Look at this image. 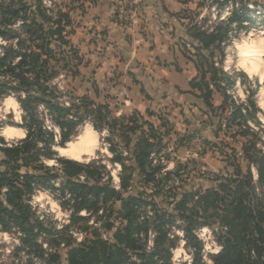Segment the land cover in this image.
I'll return each instance as SVG.
<instances>
[{"label": "trees", "instance_id": "1", "mask_svg": "<svg viewBox=\"0 0 264 264\" xmlns=\"http://www.w3.org/2000/svg\"><path fill=\"white\" fill-rule=\"evenodd\" d=\"M78 1L62 8L56 0H0V101L15 100L21 111L16 127L25 132L23 139L11 143L0 137L1 230L14 232L25 249L37 247L29 202L38 190H47L71 218L103 222L98 229L86 227L91 237L82 244L64 245L65 264H172V251L179 243L173 228L182 232L191 264H204L203 244L195 234L203 227L221 247L213 264H264V139L255 130L261 124L254 115L259 111V85L255 81L257 88L245 91L247 99L238 102L223 82L226 73L214 63V51L224 57L233 28H246L256 19L264 23V4L257 3L264 0L253 3L260 11L252 10L249 0H214L218 19L213 25L206 19L197 21L202 4L194 13L189 11L190 16L180 17L188 21V39L181 46L197 52L183 53L197 72L190 89L198 92L211 121L213 113H219L214 123L218 132L224 123L228 129L237 127L231 138L238 148L218 142L225 150H219V156L231 171L212 175V185L205 190L183 182L180 163L176 172H163L159 155L171 148L173 133L167 118L155 116L160 125L154 126L137 113L116 117L107 104L77 96L69 88L67 83L80 77L82 62L69 40L71 12ZM228 5L229 14L221 19ZM214 93L223 98L217 108L212 104ZM86 121L106 136L102 141L109 161L120 167L117 189L99 161L80 163L57 156L55 147H63ZM210 142L203 140L205 146H217ZM50 161L52 166L46 164ZM100 229L112 232L111 239L104 240ZM47 264H61L60 255H49Z\"/></svg>", "mask_w": 264, "mask_h": 264}, {"label": "rangeland", "instance_id": "2", "mask_svg": "<svg viewBox=\"0 0 264 264\" xmlns=\"http://www.w3.org/2000/svg\"><path fill=\"white\" fill-rule=\"evenodd\" d=\"M71 1L56 0V3H61V7L63 8L64 6L70 7L73 5ZM82 1L84 2V0ZM88 1L85 0V2ZM187 1L189 3L188 8L182 13V17L190 16L191 13L189 11L193 12L198 4H202L201 9L197 10L199 14L197 21L206 19V21H209L207 25H213L217 21V9L214 0ZM249 1H251L249 3L251 9L255 10L256 8H254L255 5L253 6V3L257 0ZM81 2L79 0L77 6L80 3V6L83 7L84 4H81ZM257 3H259L258 5L264 4L259 1ZM77 6V10L83 11L84 8L80 9ZM228 7V9L223 10L220 14L221 19L228 16L230 5ZM256 10L260 11L261 9ZM262 18H264V12ZM187 23L188 21L185 20V25ZM75 28L74 25L72 35L69 39L73 47L75 46L73 45L72 39L75 33L76 36L82 33L80 30L76 32ZM84 29H89V27ZM185 29L186 27L180 29L179 33ZM87 31L89 32V30ZM79 37L81 36L78 35L76 39L74 38L75 43L79 42ZM230 40V43H227L224 47L223 58H220L219 51H214L215 66L219 71L226 73V80L223 82L225 85L231 87H227L228 94L238 102L245 101L247 99V93L245 91L254 90L256 87L255 81L258 82L259 87H256L257 93L255 95V101L259 111L254 115L259 120L261 126L256 127L255 130L264 139V106H262L264 105V23L256 19L255 23H251L246 28H233ZM75 49L78 48L75 47ZM178 49L181 54L189 53L192 56L197 54L189 46L186 48H179L178 46ZM77 52L82 60L79 66L80 77L73 82H68L67 85L69 88L73 90L75 95H86L95 103L102 104L105 100H110L109 106L112 113L116 117L124 115L119 110H122L124 106L122 101L125 100V97L118 96L115 98L105 96V91L103 93L100 89L108 79L93 76V64L90 65V60L84 57L79 49ZM179 78L181 79L180 85L184 84V77ZM114 79L116 80V78ZM111 81L112 79L109 78L108 82L111 83ZM185 87H187L186 83ZM157 92L155 95H152V103L155 106H153V109L151 108L152 110H149L156 113L155 115L157 117H162L163 119L168 118L173 129V133L170 135L172 139L170 147L174 150V161L170 158L167 160L166 172H176L177 164L180 163L184 166V169L180 170L179 174L187 186L192 185L195 189L202 188V190L209 188L212 184L206 178L211 179L212 173L230 171V168H225L226 164L223 162L222 157L219 156V150H225L218 142L225 141L232 147L238 148L233 143V138H231L235 135L237 127L231 126L228 129L224 123L222 130L218 132L216 125L219 120L216 117L219 113H213L214 119L211 121L205 114L207 109L196 95L181 94L178 89H175L172 93L165 90H157ZM195 93L198 94L197 92ZM145 96L148 97L147 95ZM13 100L12 97H7L0 101V137L4 138L7 143H11L22 137L21 132L15 131L18 129L16 125L21 123V111L18 104H15ZM212 103L217 108L221 103V97L215 94L212 98ZM251 117H253V113ZM251 121L253 125V120ZM158 125L160 124L158 123ZM217 132L219 138L215 140L213 136ZM105 137L104 134H100L93 129L90 121H86L75 136L66 142L63 147L57 145L55 151L58 157L69 158L80 163H89L93 159L99 161L105 167L108 175L117 183L119 181L120 167L109 161L111 155L106 150L105 142L103 143L102 141V138ZM204 138L217 146H205L203 144ZM58 139L59 137L57 135L56 142ZM237 141L242 142L240 139H237ZM89 144L91 145L89 146ZM70 147H73V149L69 150ZM46 164L52 166L54 162L51 161ZM187 186H184V189H188ZM31 206L35 215L34 224L37 225L36 231H38L36 238L37 247L31 248L30 250L23 248L14 232L1 230L0 227V264H47L49 255L55 253L60 255L61 264H65L66 248L64 245L68 242L72 245L82 244L86 238L91 237V229L86 230V227L98 229L103 223L97 221L95 217L89 221H80L71 218L69 212L60 208L52 194L45 190L37 191L31 200ZM115 208H118L117 204ZM67 215L69 216L68 220ZM80 216H85V213L82 212ZM39 228H41V231H39ZM99 232L103 238L111 239L112 232L108 233L103 229H100ZM197 233L203 244L201 261L204 264H213L212 257L218 253L219 246L215 243L211 231L207 228H203ZM171 263H192L191 252L185 249L184 243L181 241H179L177 247L172 251Z\"/></svg>", "mask_w": 264, "mask_h": 264}, {"label": "crops", "instance_id": "3", "mask_svg": "<svg viewBox=\"0 0 264 264\" xmlns=\"http://www.w3.org/2000/svg\"><path fill=\"white\" fill-rule=\"evenodd\" d=\"M139 1L140 8L133 25L126 29L113 22L114 0L85 2L83 11L74 9L71 12L75 31L84 32L78 34L82 37H79L78 43L74 41L78 37L75 33L72 42L90 60V65L93 64V76L107 78L108 81L109 78L112 79L111 83L104 82L101 92L105 91V96L125 97L122 101L124 106L119 110L120 113L123 112L122 116L137 113L145 121L157 126L159 122L155 117L156 113L149 110L155 106L152 95L158 93L157 90L172 93L178 89L181 94L199 96L195 93L197 91L193 92L189 87V83L197 77L194 65L178 49V46L182 47V41L188 39L187 28L183 33H179V30L186 27L180 14L187 10L189 3L187 0ZM88 27L89 29H84ZM179 77H184V84L180 85ZM215 94L218 93H214L212 98ZM218 95L221 103L217 107L223 102L222 96ZM102 104L109 106L110 100H105ZM148 113L152 116H148ZM15 131L22 134L18 140L25 137L23 129ZM206 179L210 182V178Z\"/></svg>", "mask_w": 264, "mask_h": 264}, {"label": "built area", "instance_id": "4", "mask_svg": "<svg viewBox=\"0 0 264 264\" xmlns=\"http://www.w3.org/2000/svg\"><path fill=\"white\" fill-rule=\"evenodd\" d=\"M139 8H140V1L139 0H114V7H113V13H112V18H113V22L121 27V28H131L132 25H133V22H134V19L137 15V13L139 12ZM160 157V163L165 167L164 171L163 172H166V162L167 160L170 158L172 159V161H174V150L172 149V147L170 149H168L166 152L162 153L159 155ZM159 162L158 160L155 158L154 161H153V165H157ZM168 172V171H167ZM118 184H119V181L117 183L114 182V180L112 179V185L117 189L118 188ZM39 191V190H38ZM47 191V190H45ZM37 193V192H36ZM35 193V194H36ZM34 194V195H35ZM33 195V196H34ZM33 196L31 197V200L33 198ZM53 196V195H52ZM31 200L29 202V204L31 205ZM58 206H59V203L58 201L56 200ZM32 207V206H31ZM60 207V206H59ZM61 208V207H60ZM66 211V210H65ZM68 212V211H67ZM70 214V212H69ZM68 215H67V220H68ZM180 223L177 222L176 225H179ZM203 228H206V227H203ZM203 228H200V229H197L195 234L196 236L198 237V231H200L201 229ZM208 229V228H207ZM209 230V229H208ZM175 235H177L178 237H181L179 238V241H181L182 243H184L185 245V242L183 240V234L181 231H179L178 229H175L173 228V231H172ZM181 235V236H179ZM213 236V235H212ZM152 236H150L151 238ZM214 237V236H213ZM103 238V236H102ZM104 240H107L105 238H103ZM199 239V237H198ZM200 240V239H199ZM215 240V239H214ZM216 243V242H215ZM217 244V243H216ZM151 245L150 241H149V246ZM218 245V244H217ZM219 246V245H218ZM221 247L219 246V251H220ZM203 251V250H202ZM218 251V252H219Z\"/></svg>", "mask_w": 264, "mask_h": 264}, {"label": "bare ground", "instance_id": "5", "mask_svg": "<svg viewBox=\"0 0 264 264\" xmlns=\"http://www.w3.org/2000/svg\"><path fill=\"white\" fill-rule=\"evenodd\" d=\"M252 59V58H251ZM14 103H15V101H13ZM16 104V103H15ZM91 144H89V146H90ZM73 149V147H70V149L69 150H72ZM65 151V150H64Z\"/></svg>", "mask_w": 264, "mask_h": 264}, {"label": "clouds", "instance_id": "6", "mask_svg": "<svg viewBox=\"0 0 264 264\" xmlns=\"http://www.w3.org/2000/svg\"><path fill=\"white\" fill-rule=\"evenodd\" d=\"M262 106H264V105H262Z\"/></svg>", "mask_w": 264, "mask_h": 264}]
</instances>
